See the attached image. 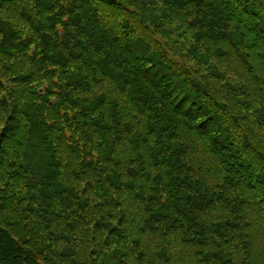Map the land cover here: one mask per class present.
Returning a JSON list of instances; mask_svg holds the SVG:
<instances>
[{
  "label": "trees",
  "instance_id": "16d2710c",
  "mask_svg": "<svg viewBox=\"0 0 264 264\" xmlns=\"http://www.w3.org/2000/svg\"><path fill=\"white\" fill-rule=\"evenodd\" d=\"M0 203V264H264V0H0Z\"/></svg>",
  "mask_w": 264,
  "mask_h": 264
},
{
  "label": "rangeland",
  "instance_id": "374dc122",
  "mask_svg": "<svg viewBox=\"0 0 264 264\" xmlns=\"http://www.w3.org/2000/svg\"><path fill=\"white\" fill-rule=\"evenodd\" d=\"M146 6H148V4L144 3L143 6H141V7H146ZM189 48L190 47L187 48L186 52L188 51ZM181 49H183V50H182V52L179 53L180 59H182V56L184 55L185 46L184 45L181 46ZM30 53H33L32 47L30 48ZM202 56H203V54L201 55L200 52H197V54L194 58H188L189 60L186 63L187 66L189 68L197 70V67H198L197 61ZM203 71L206 72L207 70L204 69ZM215 73H216V76L218 77L219 82H226L227 84L231 85L232 88L237 90L239 82L236 78L231 76L229 73L222 71V69H220V68H215ZM47 87H48V82L43 81L42 85L37 88V93L43 94L45 92V90L47 89ZM56 100H57L56 95L51 94L49 96L50 102L55 103ZM64 129L66 132H69L68 128H64ZM0 223L2 225H5V227H8L12 231L11 233H14V235L18 236L20 238V240L22 241L23 245H25L28 248L31 247L32 249L37 251L38 246L35 243V241L30 239L31 237H29L26 230L23 228L24 225H23V227H21V225L18 223L16 216L11 211V208L8 205H3L1 203H0ZM89 260L92 261V264L98 263V259L96 257L94 259L89 258ZM63 262L64 261H61L59 264H65ZM44 264H48V262H44ZM49 264H56V263L54 261H49Z\"/></svg>",
  "mask_w": 264,
  "mask_h": 264
}]
</instances>
